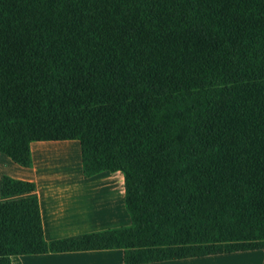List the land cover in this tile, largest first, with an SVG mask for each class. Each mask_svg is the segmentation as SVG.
I'll list each match as a JSON object with an SVG mask.
<instances>
[{
	"label": "trees",
	"instance_id": "trees-1",
	"mask_svg": "<svg viewBox=\"0 0 264 264\" xmlns=\"http://www.w3.org/2000/svg\"><path fill=\"white\" fill-rule=\"evenodd\" d=\"M17 124H12V123ZM78 140L133 223L11 253L121 247L125 264L264 248V0H0V152ZM4 175L3 197L34 192ZM36 194L0 202L38 207Z\"/></svg>",
	"mask_w": 264,
	"mask_h": 264
},
{
	"label": "crops",
	"instance_id": "crops-1",
	"mask_svg": "<svg viewBox=\"0 0 264 264\" xmlns=\"http://www.w3.org/2000/svg\"><path fill=\"white\" fill-rule=\"evenodd\" d=\"M31 148L32 167H23L0 152V202L36 194L39 205L33 209L4 210L0 217L3 225L39 221L42 229L3 235V247L44 245L79 234L132 225L121 171L85 176L78 140L35 141ZM53 154L66 160V164H56ZM4 175L33 181L36 190L3 197ZM124 252V248L117 247L17 251L10 255L12 264H125ZM138 264H264V248Z\"/></svg>",
	"mask_w": 264,
	"mask_h": 264
},
{
	"label": "rangeland",
	"instance_id": "rangeland-1",
	"mask_svg": "<svg viewBox=\"0 0 264 264\" xmlns=\"http://www.w3.org/2000/svg\"><path fill=\"white\" fill-rule=\"evenodd\" d=\"M12 124H17V123L15 122V123H12ZM53 158H54V161H55L56 164H62V165L66 164V160H64V159H59V156L56 155V154H53ZM60 158H61V157H60ZM56 160H57V161H56Z\"/></svg>",
	"mask_w": 264,
	"mask_h": 264
}]
</instances>
